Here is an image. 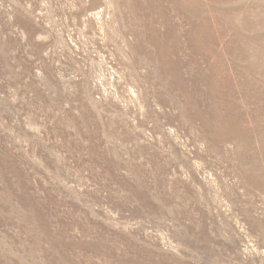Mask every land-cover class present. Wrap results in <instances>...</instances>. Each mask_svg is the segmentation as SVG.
<instances>
[{"label": "rangeland", "instance_id": "1", "mask_svg": "<svg viewBox=\"0 0 264 264\" xmlns=\"http://www.w3.org/2000/svg\"><path fill=\"white\" fill-rule=\"evenodd\" d=\"M0 264H264V0H0Z\"/></svg>", "mask_w": 264, "mask_h": 264}]
</instances>
